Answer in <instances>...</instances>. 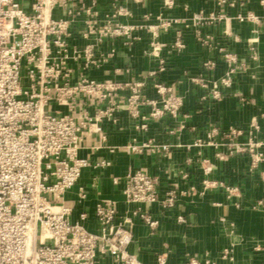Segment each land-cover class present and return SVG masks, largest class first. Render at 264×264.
Masks as SVG:
<instances>
[{"label": "crops", "instance_id": "obj_1", "mask_svg": "<svg viewBox=\"0 0 264 264\" xmlns=\"http://www.w3.org/2000/svg\"><path fill=\"white\" fill-rule=\"evenodd\" d=\"M23 1L30 6L31 0ZM92 1L75 0L73 5L81 9ZM164 1L95 0L100 25L108 14L123 8L124 14L113 22L135 27L130 35L98 43L95 65L85 68L72 62L73 79L88 74L99 80H142L150 98L157 96L155 82L171 84L184 99L181 112L155 118L149 115L151 107L144 105L141 113L146 118H134L123 109L116 121H100L102 133L89 132L82 141L80 153L91 164L66 192L65 202L74 207L75 219L87 211L85 225L95 232L100 230L95 209L101 199L116 204L118 219L139 207L159 219L158 228L151 230L140 216H133V241L128 249L144 264H158L161 254L167 256V264H187L190 256L209 258L216 264H264V160L251 169V155L241 150L251 132L264 141V4L262 0H175L169 7ZM199 12L224 16L195 23L193 16ZM63 13L54 10L55 16ZM159 17L180 21L158 29L155 38L160 47L154 51L153 33L147 26L158 24ZM82 18L84 14L72 26L70 38L81 47L87 42ZM207 35L211 36L208 41ZM178 38L183 46L176 45ZM226 53L235 54L236 60H228ZM161 60L164 71L159 70ZM208 61L214 64L208 66ZM228 75L232 83L221 86L220 99L212 98L194 80ZM99 107L95 105L91 112ZM144 122L147 128L141 127ZM233 130L242 132L230 145L228 135ZM199 139L205 144H197ZM130 142H150L151 146L130 151L126 147ZM101 161L109 164L96 165ZM141 168L159 178L161 198L169 190L176 191L173 207L139 206L126 200V174ZM98 264L118 261L103 254Z\"/></svg>", "mask_w": 264, "mask_h": 264}, {"label": "built area", "instance_id": "obj_2", "mask_svg": "<svg viewBox=\"0 0 264 264\" xmlns=\"http://www.w3.org/2000/svg\"><path fill=\"white\" fill-rule=\"evenodd\" d=\"M74 1L31 0L28 7L23 0H0V264H98L103 254L115 256L118 264H144L128 249L133 241V216H140L151 230L159 226V219L140 207L118 219L116 204L101 199L95 209L100 230L95 232L85 225L88 212H81L75 219L74 207L65 202L66 192L78 184L83 170L91 164L80 153L82 141L89 132L102 133L100 121H116L117 113L123 109L134 118H146L141 113L144 105L151 107V117L177 116L184 105L183 97L164 82L153 84L157 96L150 98L144 93L146 82L142 80H99L88 74L74 80L72 62L82 63L85 68L95 65L98 43L130 35L135 27L120 20L113 22L114 17L124 14L123 8L108 14L100 25L95 0L81 9L74 8ZM164 2L171 7L175 0ZM58 8L64 13L55 16ZM83 14L82 36L87 42L81 47L70 38L72 26ZM222 16L199 12L193 20L206 23ZM159 18L158 24L147 26L153 33L154 51L160 47L155 38L158 29L180 21L177 17ZM206 37L207 41L211 39L210 35ZM175 43L183 46L179 38ZM226 57L236 60L235 54L226 53ZM163 62L160 71L165 70ZM194 80L214 99L221 98V86L232 83L230 75L218 80ZM95 105L100 107L93 113ZM140 125L148 127L146 122ZM241 132L233 130L228 144H235ZM197 144L205 142L199 139ZM150 146V142L126 145L130 151ZM241 150L251 155V169L264 160V141L252 132ZM107 164L109 161L96 163ZM159 184V178L146 170H131L126 174V200L139 206L173 207L176 191L169 190L161 198ZM167 262V256L159 255L158 264ZM187 264L216 263L190 256Z\"/></svg>", "mask_w": 264, "mask_h": 264}]
</instances>
